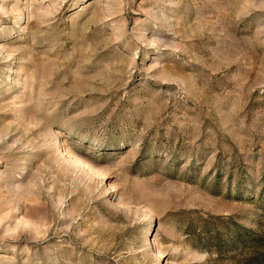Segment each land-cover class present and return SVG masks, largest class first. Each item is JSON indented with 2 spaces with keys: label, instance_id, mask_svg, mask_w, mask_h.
I'll use <instances>...</instances> for the list:
<instances>
[{
  "label": "rangeland",
  "instance_id": "rangeland-1",
  "mask_svg": "<svg viewBox=\"0 0 264 264\" xmlns=\"http://www.w3.org/2000/svg\"><path fill=\"white\" fill-rule=\"evenodd\" d=\"M264 231V0H0V264H240Z\"/></svg>",
  "mask_w": 264,
  "mask_h": 264
},
{
  "label": "trees",
  "instance_id": "trees-1",
  "mask_svg": "<svg viewBox=\"0 0 264 264\" xmlns=\"http://www.w3.org/2000/svg\"><path fill=\"white\" fill-rule=\"evenodd\" d=\"M226 247L232 252L240 250V264H264V231L255 233L242 228Z\"/></svg>",
  "mask_w": 264,
  "mask_h": 264
}]
</instances>
